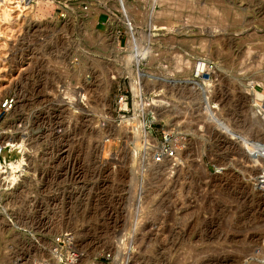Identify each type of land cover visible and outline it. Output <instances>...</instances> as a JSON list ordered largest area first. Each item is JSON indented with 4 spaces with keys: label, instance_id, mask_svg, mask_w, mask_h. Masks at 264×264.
<instances>
[{
    "label": "rangeland",
    "instance_id": "374dc122",
    "mask_svg": "<svg viewBox=\"0 0 264 264\" xmlns=\"http://www.w3.org/2000/svg\"><path fill=\"white\" fill-rule=\"evenodd\" d=\"M40 4L0 21L29 164L0 171V264L66 230L86 264H264V0Z\"/></svg>",
    "mask_w": 264,
    "mask_h": 264
},
{
    "label": "bare ground",
    "instance_id": "6f19581e",
    "mask_svg": "<svg viewBox=\"0 0 264 264\" xmlns=\"http://www.w3.org/2000/svg\"><path fill=\"white\" fill-rule=\"evenodd\" d=\"M51 1H52V3H51ZM54 2H55V0H0V21L5 23L8 20H10V18L12 17V20L15 21V23L13 25L14 26L13 29L16 32L20 29L22 20H28V19L30 20L31 19L30 16L34 15V14L36 16L37 11H39V13H40V10L38 8L40 3H41L40 5H42V3L45 5H51V4L53 5ZM65 2L66 1L63 2V4H65V7L70 8L68 6L69 2H66V3ZM66 4H67V6H66ZM70 4H71V2H70ZM1 26L3 29L4 25H1ZM198 66H199L198 68H201L203 65H198ZM261 99H262V96L258 92H254L253 101H255V103H259ZM15 105H16V101H15V104L13 105V107L8 111L7 114H10L11 112H13V110H15ZM2 123H1V125H2ZM6 128H7L6 123L4 124L3 127H0V171H1V174H3V173L7 174V176H6V178H7L8 176H10L12 174V171L15 167L21 166L22 170H26V169H28L29 164H28V167L24 166L22 164L23 159H24V157H23L24 156V154H23V147H24L23 139H14L13 140L9 136V134H7L8 130H5ZM224 128L225 127H223V129ZM231 137H233V135H231ZM231 139H234V137ZM255 162H256V160H255ZM1 178H2V176H1ZM232 180H233V178H232ZM261 198L262 199H260L259 201L264 200V197H261ZM261 202H264V201H261ZM112 260L115 261L116 258L114 257ZM110 261H108V262H110ZM124 263L127 264L128 261H126ZM88 264H90V262ZM202 264H205V262Z\"/></svg>",
    "mask_w": 264,
    "mask_h": 264
},
{
    "label": "built area",
    "instance_id": "2783aa9c",
    "mask_svg": "<svg viewBox=\"0 0 264 264\" xmlns=\"http://www.w3.org/2000/svg\"><path fill=\"white\" fill-rule=\"evenodd\" d=\"M15 104V97L11 94H6L0 99V121L6 116L8 111ZM117 105L120 110H126L128 101L126 96L120 92L117 98ZM168 145H164L163 149H167ZM135 233H129V237H133ZM52 255L44 259L41 264H86L85 250L79 248L76 244L75 236L71 231H61L52 240ZM112 251L104 250L99 255H93L89 260L90 264L102 261L108 262L114 258ZM125 260V259H124ZM126 262V261H125Z\"/></svg>",
    "mask_w": 264,
    "mask_h": 264
}]
</instances>
